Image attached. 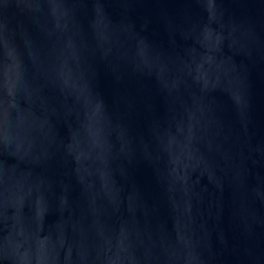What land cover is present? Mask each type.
I'll list each match as a JSON object with an SVG mask.
<instances>
[{"label":"water","instance_id":"obj_1","mask_svg":"<svg viewBox=\"0 0 264 264\" xmlns=\"http://www.w3.org/2000/svg\"><path fill=\"white\" fill-rule=\"evenodd\" d=\"M0 264H264V0H0Z\"/></svg>","mask_w":264,"mask_h":264}]
</instances>
